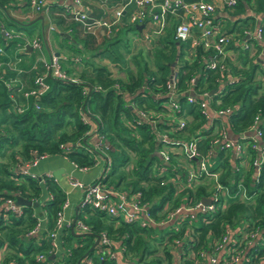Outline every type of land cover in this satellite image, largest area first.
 <instances>
[{"label": "trees", "instance_id": "trees-1", "mask_svg": "<svg viewBox=\"0 0 264 264\" xmlns=\"http://www.w3.org/2000/svg\"><path fill=\"white\" fill-rule=\"evenodd\" d=\"M12 1L0 0V15L6 19L9 18L6 17L5 8ZM247 10L251 13H247ZM226 13L233 19L228 18L226 22L230 23H225L224 28L234 33L235 40H242L244 29L254 25L256 15H262L264 19V0L238 1ZM54 17L58 23L63 21L60 15ZM76 23L69 22L67 25L68 37L53 31L60 38L70 39L67 50L80 54L90 51L91 56L105 51L101 45L93 44L91 35L77 34L76 30L82 26ZM119 27L123 31L130 28L135 31L134 24L127 23L122 17ZM103 39L102 43L112 44L119 37L114 34ZM16 41L14 39V43ZM244 41L260 49L255 39L248 37ZM78 43L82 44V48L77 46ZM7 44L2 43L4 47ZM62 44L59 40V45ZM189 46V40L178 43L173 40L170 24L151 45V55L138 50L131 56L133 69H126L124 77L113 76L105 63L93 65L88 72H78L75 81L45 75L47 88L38 97H24L22 91L32 87L35 74L43 71L40 61L32 60V57L28 60L22 58L20 72L9 69L0 72V264H116L106 255L93 252L95 248L84 254L93 242L91 233L101 230L122 247L123 257L128 262L137 264H193L198 250L210 249L213 241L226 230L234 232L239 226L243 229L257 228L259 237L249 249L256 254V258L264 256V160L254 177L250 166L241 167L237 160H233L232 164L230 152L221 149L211 157V160L218 157L220 166L211 169L220 168V173H225L220 177L221 182L231 189L241 181L246 198L228 197L224 206L207 214L198 213L190 223L187 219L181 220L178 230H174L173 224L169 223L140 226L135 221L126 222L86 205L79 206L77 218L88 225V233L78 235L81 240H75L72 244L73 234L69 227H65L59 236L63 248L59 253L61 260L56 261V252L51 258L46 257L45 262L35 258L38 252H44L46 256L51 254L48 252L46 233L53 227L65 192L53 176L43 175L40 182L38 177L22 173L19 169L21 164L39 155L59 154L66 156L76 167L87 168L96 162V157L101 153L88 144V138L91 134L101 135V149L109 159V167L100 178L101 182L116 188L123 187L129 192L140 190L142 199L149 203L150 215L157 221L164 215L162 208L165 204L172 208L179 203L195 201L206 192V179L202 177L201 181L177 192L176 184L166 177L175 173L181 177L183 170L175 166L178 156L171 155L166 172L158 175L155 167L159 159L153 154L155 145L160 144V141H156V134L162 131L173 138L187 140L197 137L196 146L205 153L209 140L216 135L212 133V127L206 129L202 126L204 118L198 108V92L215 89L209 95L210 105L214 108H232L224 123L229 136L235 137L238 132L246 130L256 113L260 117L259 128L264 135V93L260 91V80L255 79L257 69L263 74L264 71L256 56L249 54L248 47L231 44L229 47L237 50L236 60L233 62L228 57L223 58L222 62L228 70L220 71L218 65L206 67L204 64V58L211 56L218 59L211 48L204 51L196 46L187 55ZM113 57L117 58L115 55ZM0 59L4 60L6 56L0 54ZM67 59L70 62L72 58ZM31 63H35V67ZM171 67L176 73L178 111L175 114L184 120L183 127L179 129L174 128V122L169 124L164 118L163 102L166 97L162 94ZM64 68L67 72L71 70ZM229 74L235 77L234 80L225 81ZM13 76L14 84L6 87L4 81ZM195 76L196 81L191 83L190 79ZM189 88L196 93L192 101L186 99ZM154 92L161 95L154 97ZM133 108L158 111L160 116L153 125L146 120L136 122ZM160 118L161 121L158 120ZM240 141L245 142L246 139ZM255 154L246 145L245 158H252ZM128 163H131L129 169L126 168ZM206 183L209 186V181ZM15 195L37 201L38 204L20 205L19 213L4 210L1 202L4 198L14 199ZM37 209L44 212L46 224L37 233L28 234L27 231L39 217ZM185 226L191 227L193 238L181 242L180 248L185 253H178L174 249V253L181 257L176 262L168 243L174 237L183 236ZM189 251L194 255L188 257L186 253Z\"/></svg>", "mask_w": 264, "mask_h": 264}, {"label": "built area", "instance_id": "built-area-1", "mask_svg": "<svg viewBox=\"0 0 264 264\" xmlns=\"http://www.w3.org/2000/svg\"><path fill=\"white\" fill-rule=\"evenodd\" d=\"M25 3L33 10H47L49 4L48 0H24ZM238 1L243 0H121L117 1L113 7H111V14L109 17H94L88 15L80 7V0H73V6H66L69 16L72 20L79 22L84 29H91L100 27L103 29L106 35H113L112 27L118 22L123 15H126V22L142 23L140 30L135 28V33L142 31L146 21L151 22L155 29L152 33L155 36H159L165 32V30L172 24V38L178 43L180 41L189 40L190 46L186 51L187 55H190L192 49L196 46H200L202 50L207 51L211 48L214 51V57L217 55L218 59L204 58V64L206 67H215L218 65L220 71L228 70L226 64L222 62V59L230 56L231 49L229 45L235 44L242 48L249 49L251 56H256L260 60V67L264 71V51H255V48L251 44H247L244 39L251 37L255 39L259 44L264 45V19L262 22H258L254 25L251 31L244 29V36L242 40H235L234 33L227 31L222 25L219 12H225L234 7ZM131 5V9L127 12V6ZM247 13H251L248 10ZM51 28V27H50ZM0 32L4 41L11 39L15 34L22 37V43H28L34 50H41V42L37 36L26 37L21 32H14L5 28L4 23L0 22ZM148 33H144V37H147ZM220 61V63H218ZM41 65L43 71L35 74L33 77V86L22 91L24 97L33 96L38 97L47 88V83L44 80L45 75H51L60 79H68L71 81L77 80V77H72L67 74L60 67V60L57 55L51 54L48 59L41 57ZM20 71V70H19ZM234 76L229 74L225 81L234 80ZM176 73L173 67L167 76L164 85V92L162 95L166 97L163 102L165 106L164 118L168 120V123L174 122V128L179 129L184 125V120L175 113L178 111V103L176 100L177 92L175 90ZM193 83V78L190 79ZM6 87H11V81H4ZM93 88H96L94 86ZM193 92V95L190 94ZM187 101H192L196 93L192 88L186 91ZM154 97H158L161 94L159 92L153 93ZM209 93L206 90H202L197 93L199 97L198 108L199 112L204 118L203 127H212V133L216 136L209 140V146L205 153L200 152L196 146L197 137H190L189 139L173 138L162 131L157 133L158 140L160 141L157 146L159 153V162L156 164V171L158 175H162L166 172V168L169 164L171 155L178 156V164L184 168L181 171V177L175 173V175L168 176L166 179L173 181L176 184V191L179 192L182 189L191 187L193 184L201 181V177L209 181V186L205 182L206 192L201 195L195 201L179 203L172 208H168L165 204L162 208L164 215L157 221H154L149 213V203L142 199L140 190H134L132 192L105 185L101 182L100 178L103 177L105 171L109 167V159L105 158L104 168L102 173L94 180L90 182H82L73 177L68 178V183L71 187H77L81 190V196L78 201L79 206H88L90 208L104 212L105 214L113 217H118L126 222L135 221L140 226L147 224H173V229H179V222L183 219H187L189 223L195 218L198 213L207 214L214 211L219 206H224L228 197H239L240 199L246 198L247 194L241 181H238L234 189L228 187L220 180V168L211 169L210 165L206 164V160L209 162L211 157H214L218 150H228L232 154L233 160H237L241 167L248 168L250 166L252 175L257 176L260 170L262 161L264 160V135L259 128L260 117L256 113L252 119L250 126L241 132H238L235 137L227 135L224 123L226 116L231 112L230 106L224 107H212L210 105ZM37 106V105H36ZM21 108H18L20 110ZM135 109V108H133ZM136 122L141 120L149 121L152 125L155 123L157 116H160L158 111H146L143 109H135ZM156 117V118H155ZM162 118L158 119L161 121ZM217 121H214L216 120ZM240 139H246L245 142H241ZM102 136L97 135L96 141L93 144L95 149H101ZM246 145H249L256 154L252 158H245ZM104 153V152H103ZM44 155L36 156L32 161L23 163L19 166L22 173L28 174L32 177H38L42 182V176H52L51 173L45 172L41 175L29 172L28 167L34 165L37 160ZM64 158L66 156L63 155ZM67 159V158H66ZM232 160V161H233ZM167 162V164H165ZM72 163V162H71ZM74 166L75 164L72 163ZM176 166V165H175ZM76 167V166H75ZM85 169L86 167H77ZM163 182V181H161ZM229 182H231L229 180ZM238 188L241 192H237ZM201 198L208 199L207 203H203ZM68 200L65 197L59 210L55 214L54 223L52 229L47 231V237L49 242V253L55 254L59 247L57 240L58 233L65 227H69V221H64L63 210L67 206ZM1 206L4 210L19 213L20 205L15 203L12 198H4L1 202ZM73 228L78 232H86L89 230L87 224L81 219L77 218L74 221ZM40 230V219L36 220V223L31 229L27 231L28 234L37 233ZM99 235L98 241L94 246L95 252L98 254L106 255L115 261L116 264H137L135 262H128L122 253V247L119 246L111 239L105 231L101 230L97 232ZM258 230L256 227L250 229H243L241 226L235 229L234 232L226 230L217 239L213 241L210 249H200L197 251V257L193 261V264H264V256L256 258V254L250 252V247L258 239ZM193 233L190 226L184 227L183 236L174 237L168 246L175 256L176 262L181 257L174 253V249L178 250V253H185L180 248L182 241L192 240ZM189 257L194 255L192 251L186 253ZM46 253L38 252L35 256L36 260L45 262ZM48 263V262H47ZM45 263V264H47Z\"/></svg>", "mask_w": 264, "mask_h": 264}, {"label": "crops", "instance_id": "crops-1", "mask_svg": "<svg viewBox=\"0 0 264 264\" xmlns=\"http://www.w3.org/2000/svg\"><path fill=\"white\" fill-rule=\"evenodd\" d=\"M48 1H50L51 3L49 4V7L46 11H50V10L51 11H50V15L49 13L45 15L47 18H45L42 13L32 10L25 3L24 0H13L12 2H10L11 4L7 8H5L6 17H8L10 21L20 23L25 26L26 25L34 26L36 24V27L38 28H37L36 33H34L32 36H37L39 38L41 42V50L36 51L35 55L33 56L32 53L34 52V49L31 48V46L28 43L19 42L18 41L19 39H15L17 41L16 43H14V39H13L14 37L4 41L3 37L0 36V41H2L0 43V54H4V56H6V59L4 60L0 59V70H1L0 72L4 73L6 69L13 70V71L15 70L16 72H20L19 70H22V65H20V62L23 60L22 58H24L25 60L26 59L28 60L29 58L32 57V60L40 61L41 63V57L43 59H48L51 54L57 55L58 58L61 59V61L65 62L71 68V73L77 76H78V72L82 70L88 72L92 69V66L96 64V62H92L90 61V59L96 57L97 55L93 54V56H91L90 51H86V53L84 54L70 52L66 48L59 49L57 43L54 42V39L52 36L53 26L55 27L54 31H57L59 34H63L66 37H68L67 31L69 30V28L67 27V25L69 24V22H72L73 20L69 16L68 11H66L65 9H66V6H69V7L73 6V0H48ZM214 1H217V0H214ZM79 4H80V7L84 10V12L94 17H108L111 14V7H113L112 5L111 7L106 9L103 3L99 2L98 0H80ZM31 10L34 13H32ZM56 15H60L63 18V21L58 23L57 19L56 21H53L50 18ZM218 15L221 17L220 19L222 21L223 26H224V21H226L228 18L233 19L232 17L229 16V14L225 12H219ZM45 19L47 20V24L45 22L46 21ZM254 20H255L254 25L258 23L259 21L262 22L263 21L262 15H259V14L256 15ZM254 25L249 29V31L252 30ZM82 31L86 33V35L92 36L93 44H95L96 46H99L102 44V41L104 40L103 38L105 37V32L103 31L102 28L100 27H95L91 29L83 28ZM14 32L19 33L21 32V30H17ZM114 34H116V32H114L113 35ZM135 36L138 39L136 33L134 34V37ZM157 37L158 35L155 37V39ZM134 40L136 39L134 38ZM2 43H6V44L8 43V44L5 45L4 47ZM26 44L30 46V49L26 47ZM77 46L79 48H82V44L80 43H78ZM256 50L257 49H255V51ZM258 51H264V45L260 44V49H258L256 52ZM94 52L95 51H92V53ZM230 54H232V52ZM83 56L86 57L87 59H84ZM67 57L72 58L70 62H67V60L69 59V58L67 59ZM100 57H101V54H99L96 58H100ZM102 58L107 61L106 63L103 62L107 66H108L107 64L108 62L111 61L110 63H112V59H113L112 57L108 58L106 56H103ZM255 58L256 60L258 59L257 57ZM260 60H259V63H261ZM25 63L27 62L25 61ZM4 65L6 66V68L4 67ZM30 65L32 67H35V63L34 64L31 63ZM72 67H74V69H72ZM108 68L110 69L112 75L114 76L115 75L114 70L109 66ZM5 81H11V83L14 84V76L9 77ZM96 138L97 136L95 134L94 135L91 134L89 136L88 140L91 146H93V144L95 143ZM230 156H231L230 161L233 164V161H232L233 156L231 153H230ZM100 158H102V162L105 161V158L100 155V157L98 156L96 157V162L92 166H89L85 169H81V168L75 167L71 163V161H69L68 159L64 158L63 156L59 154H51V155L48 154V155H44L43 157L39 158L34 165L29 166L28 171L35 173L37 175H41L42 173H45V172L51 173V175L55 179V182L65 192V197L67 198L68 203H67V206L63 210V218H64V221H69V223H71V220L74 217V215L77 216V211H78L77 205H78V201L81 196V190L77 187H71L67 180L69 177H73L82 182H90L96 179L102 173L103 168H104V163L103 165H100V161H101ZM54 172L56 173L55 176L53 175ZM43 195L46 196L45 191H43ZM37 211H38V215L40 219V229H43L46 224V216L44 212H42L40 209H37ZM69 230H70V226H69ZM60 232L57 235V240L59 242V247L56 252L57 254H59L63 249L62 246L60 245V239H59ZM71 233L73 235H79L78 234L79 232L76 231L75 228H73ZM93 241H94V237H93ZM71 242L72 244L75 243V241L73 240ZM47 264H50V263L48 262Z\"/></svg>", "mask_w": 264, "mask_h": 264}, {"label": "rangeland", "instance_id": "rangeland-1", "mask_svg": "<svg viewBox=\"0 0 264 264\" xmlns=\"http://www.w3.org/2000/svg\"><path fill=\"white\" fill-rule=\"evenodd\" d=\"M98 1L103 3L104 7H106V9H107V8L111 7L112 5H114L117 1H121V0H98ZM131 7H132L131 5L127 6V12L131 9ZM32 10H31V12L34 13ZM50 11H46V10L42 9L38 12L42 13L44 15V17L47 18L45 15L48 13L50 15ZM50 18L53 21H56V17L53 16ZM122 18L126 19V15L122 16ZM0 21L4 23V26L6 29L12 30V31H17L19 29V30H21V33L26 37H31L34 33H36L37 28H38V27H36V24L34 26L26 25L23 27H19L18 24L14 23L13 21H10L9 19H6L2 16H0ZM45 22L47 24V20ZM72 22L74 24H77L76 21H74V20ZM225 23L227 25H229L230 21H227V22L224 21V24ZM131 24H133V23H131ZM225 27H228V26L225 25ZM54 29H55V27L53 26V31H54ZM154 29H155V26L151 22L146 21L144 27L142 28V31H140L138 34H136L138 37V39H137L136 36L134 37L135 31L132 28H130L129 30L123 31L122 28H120L118 26V22H117L115 25H113L112 30H113V32H116L117 36L119 37V40H117L116 42H113L112 44H108L107 42L102 43L100 47H103V49H105V51H103L102 53H99V54H101L100 58H96L99 55V54H96L97 56L94 58H91L90 61L96 62V64H104L103 62L106 63L107 61L102 58L103 56H106L109 58V57H113L115 55V56H117V58L113 57L112 63H110L111 62L110 61L107 64L109 67H111L114 70L116 76L123 77L125 75L126 69H128V68L133 69V65L131 63L130 58L134 53H136L138 50H141L143 54L146 53L148 55H151V45L153 44L154 39L156 37L155 34L152 33V31ZM76 32H77V34L79 33V34L84 35V36L86 35V33H84L80 27H79V30H76ZM144 33H148V36L144 37ZM52 36H53L54 42L57 43L59 49L67 48L68 44L71 43L69 38H60L57 33L52 32ZM105 36L107 37L109 35L105 34ZM1 37H2V35H1ZM13 37H14L13 39H19L18 40L19 42L21 40H23L22 37L18 34H15ZM134 38L136 40H134ZM59 40L61 42H63L64 44L59 45ZM1 42L2 41H0V43ZM229 50H231L232 54L230 56H227V57L229 58V60L235 62L236 57H237V50H236V48H233V47ZM36 51L37 50H34V52L32 53L33 56L35 55ZM64 66L69 67L65 62L60 61L61 69L64 70L67 74H70L71 70L69 72H67L65 70ZM72 69H74V67H72ZM70 75L74 78L77 77V75H75V74H73V75L70 74ZM255 79L260 80V85H261L260 91L264 93V74L258 69L256 70V73H255ZM88 144H89V140H88ZM103 152H102V155L104 156V158H106L107 156ZM98 157H100V156L98 155ZM100 159H101L100 165H103L104 161L102 162V158H100ZM177 161L178 160H176V162ZM205 162L207 165L209 164L210 167L215 168L218 165L220 166L221 161L219 160L218 157H216V158H213L212 160L210 159L209 162L207 160ZM130 166H131V163H128L126 165V168L129 169ZM176 166H177L178 170H184V168L182 166H179V165H176ZM224 175H225L224 172L220 173V177H223ZM119 189H123V187H119ZM237 192L240 193L241 189L238 188ZM237 198H239V197H237ZM72 240L73 241H75V240L79 241V240H81V238H79L78 235H76V236L73 235L71 238V241ZM93 252H95V249H93ZM156 253H159V252H156ZM55 258H56V261H60L62 256H61V254H56Z\"/></svg>", "mask_w": 264, "mask_h": 264}, {"label": "water", "instance_id": "water-1", "mask_svg": "<svg viewBox=\"0 0 264 264\" xmlns=\"http://www.w3.org/2000/svg\"><path fill=\"white\" fill-rule=\"evenodd\" d=\"M134 27H135L137 30H140L141 27H142V23H136V24L134 25ZM26 47H27L28 49H30V46H29L28 44H26ZM195 81H196V76L193 77V82H195ZM214 91H215V89H210V90L208 91V93L211 94V93L214 92ZM190 94L193 95V92L190 91ZM156 140H158V135H157V134H156ZM153 154H155L156 157H157L158 159L160 158L159 153H158V151H157V144L155 145V149H154V151H153ZM165 164H167V162H165ZM55 174H56V173L54 172L53 175L55 176ZM14 200H15V203H16L17 205H23V204H26V205L37 206V204H38L37 201H32L31 199H27V198L22 197V196H20V195H15ZM201 200H202L203 203H207V202H208V199H206V198H201ZM75 219H76V215H74V217L72 218L71 223H70V230H71V232H72V230H73V224H74ZM85 233H88V232H79L78 234H79V235H82V234H85ZM89 233H90V232H89ZM76 234H77V233H76ZM91 234H92V236L94 237V241L90 244V246L88 247L87 251H86L84 254H86L88 251L92 250V249L94 248V246L96 245L97 241H98V238H99L98 233H91ZM52 256H53V253H51L50 255H48V258H51Z\"/></svg>", "mask_w": 264, "mask_h": 264}]
</instances>
